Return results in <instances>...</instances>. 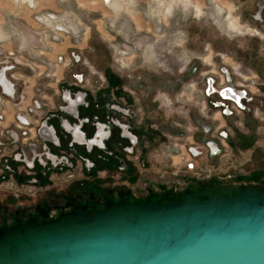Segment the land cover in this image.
<instances>
[{
  "label": "rangeland",
  "instance_id": "1",
  "mask_svg": "<svg viewBox=\"0 0 264 264\" xmlns=\"http://www.w3.org/2000/svg\"><path fill=\"white\" fill-rule=\"evenodd\" d=\"M111 1L110 5L107 0H0V37L10 32L13 47L19 45L23 36L29 44L34 43L37 39L30 33L35 34L42 25L41 22L38 25L35 16L54 13V19L68 33L50 54L62 53L67 64L58 66L60 80L56 86L59 83L61 95H54L51 86L47 96L56 101L57 109L58 103H63V89H71L76 106L71 110V122L68 120L72 129L77 118H88L77 128L84 137H92L100 128L94 126H97L94 121L102 124L100 142L90 145L78 142L74 129L70 136L67 123L61 124L60 119L67 116L61 107L60 114L49 119L59 146L52 144L51 139L45 140L52 151L60 148L57 152L66 155L60 158V163L71 161V169L55 172L53 166H35L33 170L25 162L14 163L12 174L17 182H26L29 175V178L36 176L37 183H6L2 181L8 178L4 172V177H0V199L31 203L58 191L90 187L100 192L101 185L113 183L128 185L130 197L134 198L143 196L140 192L146 185L158 192L168 191L176 198L188 185L206 180L195 175L207 171L210 181H262L264 135L260 126L264 127V118L259 120V116L264 115V84L263 95L254 94L246 101L241 117L238 112L223 115L220 107L209 102L214 96H207L208 103L202 110L199 106L188 107L179 93L180 80L195 78L196 73H192L198 67L215 75L207 69L218 70L214 66L216 52L223 53L222 61L251 68L264 81V0ZM228 12L236 23L234 27L228 26ZM43 25L53 33V24ZM37 38L42 40L40 35ZM194 52L201 58L193 56ZM185 55L189 63L181 70L178 62ZM165 61L170 65H164ZM52 80L45 77L44 83ZM101 85H107L103 89L110 92L98 91ZM76 90L85 91L83 102L74 96ZM118 96L124 97L123 105ZM161 96L171 103L163 106ZM132 101H138L140 110L132 106L131 114L126 115L124 104ZM103 123L109 126V132ZM218 123L228 134L217 142L218 150L212 152L200 141ZM186 131L192 134L193 142L185 143L183 153L192 159L193 167L187 168L182 159L174 165H164L158 156L161 142L167 134ZM68 141L71 153L67 150ZM17 144L25 146L20 140ZM188 145L200 153L194 154ZM25 151L29 153L30 149L26 147Z\"/></svg>",
  "mask_w": 264,
  "mask_h": 264
},
{
  "label": "water",
  "instance_id": "2",
  "mask_svg": "<svg viewBox=\"0 0 264 264\" xmlns=\"http://www.w3.org/2000/svg\"><path fill=\"white\" fill-rule=\"evenodd\" d=\"M209 181L142 201L113 183L100 207L17 218L0 226V264H264V182Z\"/></svg>",
  "mask_w": 264,
  "mask_h": 264
},
{
  "label": "built area",
  "instance_id": "3",
  "mask_svg": "<svg viewBox=\"0 0 264 264\" xmlns=\"http://www.w3.org/2000/svg\"><path fill=\"white\" fill-rule=\"evenodd\" d=\"M14 1L34 2L35 0ZM53 16L54 13H51L49 16L46 14V16L43 17L40 14L35 16L38 25L41 23L42 25L38 26L36 29L35 32L37 34L31 31L30 34L37 39L32 44H29L30 41L28 40V42L27 38L23 36L19 45L16 47L11 46L12 43L9 41L11 37L9 34L10 32L0 37V177L3 178L5 172L8 178L2 181H6V183H37L36 176H30L29 178V175H26L28 177L26 178V182L24 180L17 182L16 176L12 174L14 171L12 165L14 163L25 162V166L33 170H35V166H47L48 168L53 166L56 167L54 168L56 170H54L55 172L62 169L64 166L71 169V161H68V163H60V158L62 159V157L66 156L65 154L64 156L63 153L57 152L60 151L58 150L60 148L52 151L45 140L47 138L51 139V143L53 142L59 146L55 127L49 122V119L51 116L56 114L59 115L60 113L56 111V103L51 96H47V92L52 86L54 95H61L59 83L56 86V83L60 80L57 70L58 66L67 64V62L65 63L66 58L62 53L50 54L55 50V44L61 43L64 37H67L66 33H68L62 23L54 19ZM43 23L53 24L54 30L52 34L44 29L45 26ZM37 35H40L42 40H39ZM61 37L62 41H60ZM8 44H10V46ZM28 48L32 51L31 55L28 54L30 52L27 51ZM214 54L217 57H214L217 59V63H215L214 66L218 70L211 67H209L211 69L207 70L214 72L215 75L206 73L201 69L199 70L198 67L192 73H196V79L191 77L189 80L187 78V80H180V100L185 102L188 107L194 105L204 110L208 103L207 96L211 95L214 96V100L209 101L210 104L220 107V111L223 115L238 112V116L241 117L240 113L245 107V102L250 101L254 94L263 95L264 92L261 93V86L264 84V81L251 68L242 67L240 63H226L222 61L224 58H222L223 53L221 52H216ZM192 55L196 56L197 54L194 52ZM201 62L203 63V61ZM188 63V59L185 55L180 69H185ZM27 68L30 70V73L23 72V69ZM228 70H231V72H228ZM26 76H31L34 79V94L29 101H26V86L29 85ZM45 77L53 79L52 82L44 83ZM53 82L55 85L52 84ZM76 91L77 93L73 92V94L75 93L74 96L82 98L81 101L83 102L85 91ZM63 92V103L60 105L67 116L60 119L61 124L69 123L68 119L71 117V110L76 106L75 99H71V89L65 87ZM118 98L120 99L119 103L123 105L125 102L124 97L118 96ZM161 98L163 101L160 102L163 106L166 107L171 103L169 98L164 96H161ZM79 104L80 103H78V105ZM124 105H126L124 112L126 115L131 114L132 110L130 111V107L132 106H135L136 110H140L138 101H132V103H126ZM118 106L117 104V107ZM121 108L123 109V107ZM187 109L185 111H187ZM8 115H10L11 118L8 119L7 122ZM263 118L264 115L261 113L259 120ZM87 120V117L77 118V124H82L83 122H87ZM94 123L97 124V126L94 125L95 127L99 126L100 129H102V124H100L99 121H94ZM67 125V132H71V126L69 124ZM103 125L105 126V130L109 132V126L104 123ZM224 128L225 127H220L219 123L213 128L210 127L207 133H205L206 136L202 139L203 141H200V143L209 147L212 152H216V150H218V148H216L217 142H220V140L224 139L228 134V130ZM41 129H43V131H41ZM260 132L264 135V127L260 126ZM106 134L108 133L104 135ZM127 135L131 136L130 134ZM19 140L21 144L25 146L19 147L17 144ZM39 141H41V145ZM190 142H193V136L188 131H186L185 134H167L160 144L159 160L164 165L171 166L182 159L183 164L187 168H192V159L186 158L187 154L183 153L185 143ZM37 143L39 144V148ZM45 143L48 145V152L44 151L43 145ZM26 147L30 149L29 153L25 151ZM188 149L194 154L200 153L195 147H189V145ZM184 156L185 159H183ZM19 166L20 165H18V167ZM27 171L28 170H25L26 173H28ZM195 177L197 179L211 178L209 171L204 173V175H195Z\"/></svg>",
  "mask_w": 264,
  "mask_h": 264
},
{
  "label": "flooded vegetation",
  "instance_id": "4",
  "mask_svg": "<svg viewBox=\"0 0 264 264\" xmlns=\"http://www.w3.org/2000/svg\"><path fill=\"white\" fill-rule=\"evenodd\" d=\"M227 18H228L227 19L228 26H231V27L236 26V23L234 22V19L232 18V16L230 15L229 12L227 13ZM255 30L256 29H254V31ZM255 32L257 33V30ZM167 63L168 62L165 61V63H163V64L165 65ZM106 87H107V85H105L104 87L101 85L102 89L100 91L103 94L110 92L109 89H103ZM116 92H117V94H119L117 90H116ZM60 109H61V105L59 103L56 111L58 113H60ZM70 119H71V117H70ZM76 121H77V119H76ZM70 122H71V120H70ZM67 124H69L71 126L70 123H67ZM79 127H81V124L74 123V126L71 129V130L74 129V139H76L78 142L86 143L87 145H90V144L96 143V142H100V138L102 136L100 128H98L96 130L95 135H93L90 138H86L82 135L83 132L81 130L77 129ZM68 133L71 136V132L68 131ZM97 135L99 137H97ZM68 146L69 147H67V150L69 152H71V141H68ZM43 148H44V151L48 152V145L46 143L43 145ZM54 150H56V149H54ZM63 168L65 169L67 167L64 166ZM62 169H60V170H62ZM201 181H203V180H201ZM254 181L255 182H264V179L262 181H258V180H254ZM209 182H215L218 184V183H226L227 181L220 182V181L213 180V181H209ZM149 185H150V183H149ZM109 186L101 185L100 186V188H101L100 192L94 191L90 187H85L84 189L77 188L76 190H74L72 192L71 191H58V192H54L50 195L44 196L41 199L33 201L31 203H23V202H18V201H13V202L8 203V202H5V201L0 199V226L11 224V223L15 222V220L17 218H20L21 220H26L27 218H29L31 216H37L39 219H41V213H49V216H53L60 211H65V210L70 209L72 204H76V203L77 204H86L88 207H90V206L100 207V206H102L105 198L110 197L112 199H116L117 195H116L115 191H111V192L107 191V187H109ZM196 186L200 187L199 183H196ZM152 191L158 192L156 190H153L150 186L146 185L144 188L141 189V192H140L143 196L141 198L135 197V199L142 201L145 198H147ZM164 192H166V191H162V192H158V193L162 194ZM130 193H131V188H130V192H129V197H130ZM169 196L173 197L170 193H169ZM130 198H134V197H130ZM153 198L154 197H150L149 199L151 200ZM176 198L173 197V199H176Z\"/></svg>",
  "mask_w": 264,
  "mask_h": 264
},
{
  "label": "crops",
  "instance_id": "5",
  "mask_svg": "<svg viewBox=\"0 0 264 264\" xmlns=\"http://www.w3.org/2000/svg\"><path fill=\"white\" fill-rule=\"evenodd\" d=\"M57 72H58V70H57ZM26 78H27V81H28V83H29V85L28 86H26V91H27V98H26V101H29L30 99H31V97L33 96V94H34V91H33V83H34V79H33V77H31V76H26ZM99 88L100 89H98V91H100L102 88H101V86H99ZM97 91V92H98ZM54 100V99H53ZM55 101V100H54ZM55 103H56V101H55ZM11 118V116L10 115H8L7 116V122H8V119H10Z\"/></svg>",
  "mask_w": 264,
  "mask_h": 264
},
{
  "label": "bare ground",
  "instance_id": "6",
  "mask_svg": "<svg viewBox=\"0 0 264 264\" xmlns=\"http://www.w3.org/2000/svg\"><path fill=\"white\" fill-rule=\"evenodd\" d=\"M33 1V0H32ZM107 1H110V5L112 4L111 2V0H107ZM115 5H113V7H114ZM179 64H178V68H181V66H182V64H183V61L181 62V61H179L178 62ZM166 66H168V65H170V63L168 62L167 64H165Z\"/></svg>",
  "mask_w": 264,
  "mask_h": 264
}]
</instances>
